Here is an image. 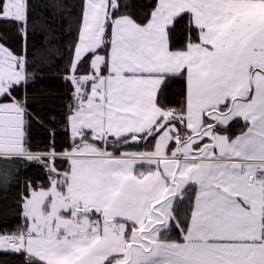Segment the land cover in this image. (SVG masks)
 <instances>
[{"label":"snow or ice","instance_id":"1","mask_svg":"<svg viewBox=\"0 0 264 264\" xmlns=\"http://www.w3.org/2000/svg\"><path fill=\"white\" fill-rule=\"evenodd\" d=\"M32 9L0 0L20 42L0 36V191L38 170L0 251L23 264H264V0H79L58 53L70 103L35 142Z\"/></svg>","mask_w":264,"mask_h":264},{"label":"trees","instance_id":"2","mask_svg":"<svg viewBox=\"0 0 264 264\" xmlns=\"http://www.w3.org/2000/svg\"><path fill=\"white\" fill-rule=\"evenodd\" d=\"M134 5L139 4L147 10L149 3L156 0H130ZM32 17L35 21L33 35L29 36V54L33 48L36 54L32 56V72L34 80L29 84L27 96L33 111L40 114L44 125L33 123L30 134L35 141L43 140L47 135L50 116L57 118V123L67 111L70 103L68 86L61 79L64 59L58 53H63L71 42L75 32V23L79 15V0H32ZM137 11L136 8L132 9ZM0 36L8 45L16 50L20 42L15 33L5 32L0 27ZM23 90L15 93L19 98ZM37 169L22 170L20 183L7 191H0V228L11 230L22 222L20 215L19 195L24 189L26 179H35ZM0 264H23V257L11 252L0 251Z\"/></svg>","mask_w":264,"mask_h":264}]
</instances>
